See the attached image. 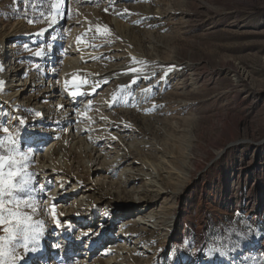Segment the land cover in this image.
<instances>
[{"label": "rangeland", "instance_id": "obj_1", "mask_svg": "<svg viewBox=\"0 0 264 264\" xmlns=\"http://www.w3.org/2000/svg\"><path fill=\"white\" fill-rule=\"evenodd\" d=\"M4 36L7 88L22 84L14 71L33 76L15 101H0V171L30 181L18 199L0 196L3 215L30 216L43 233L36 251L18 249V264H264V0H0ZM85 44L94 61L81 59ZM71 58L96 70L100 89L74 98L64 121ZM17 107L40 112L29 122ZM192 139L207 156L190 165ZM61 142L49 162L72 176L42 175ZM140 142L149 162H159L147 151L157 145L181 173L152 172ZM77 178L87 181L74 196ZM177 193L160 225L155 214ZM89 214L93 227L76 223Z\"/></svg>", "mask_w": 264, "mask_h": 264}, {"label": "bare ground", "instance_id": "obj_2", "mask_svg": "<svg viewBox=\"0 0 264 264\" xmlns=\"http://www.w3.org/2000/svg\"><path fill=\"white\" fill-rule=\"evenodd\" d=\"M94 2H92V3L94 4ZM98 15L99 14L96 13V12L92 13V17L93 18H97ZM89 24H91L92 26L96 25V24H93L92 22H89ZM7 42H8V39H6L5 36H4V38H2L0 40V46H2L3 44H8ZM77 49H78V51H80L81 54H83L81 59L85 58V59H87L89 61H94V59H96V57L94 55H87V53H84L87 50H89V45L88 44L80 45V46H78ZM130 59H132L131 55H129V60ZM82 64H84V62L80 63V62H78L77 59L71 58V59L65 61L64 68L62 69V71L64 72V75H63V77L60 80L61 81V88H60L59 92H60V97L61 98H65V100L61 99L62 102H61V105H59V107H58L57 114L60 113V112H63L64 108H67L65 110L67 111V113L69 115L68 114L66 115V117H65L66 119L64 121L67 120V118L70 116V112H72V110H73V109H71V106H72V100L74 98H76V97L80 98V97H84L86 95L92 96V95H94L97 92L98 89H100L99 88L100 87L99 82L97 81V79H95V77H93V75L95 74L96 70H94V69L93 70H90V69L87 70V68L85 67L86 68L85 69L83 67L84 65L82 66ZM141 68H145L146 69V66L145 65H141ZM131 70L132 71L133 70L137 71L139 69L131 68ZM13 73H15V74H13L14 77L22 76L21 77L22 78L21 81L19 80L20 83H22V84L20 86H10V87L7 88V85H9L12 82V81H6V79H5L6 75L8 74V70H4V69H3V71L0 70V81L2 82V86L6 87V88H4L2 93L0 94V101L1 102H3V100H9L10 98H12L11 100H9L10 102L15 101L16 98H18L17 95H18L19 91L22 90V89L23 90L27 89L30 86V83L27 84V82H28L29 78L31 76H33L32 74L29 75V77H27L25 74L22 75V74H20L21 72H18V71H14ZM125 73H126V70L121 71L118 74L122 75V74H125ZM74 77H78L79 81H86V83L75 84V83H73V78ZM131 80H132V78H131ZM66 85H67V87H66ZM73 91H79L80 94L76 95V96H73V95L70 94ZM66 96H68L67 98L70 97V99H66ZM14 112H15V116H16L17 119H21V120H27L28 119L29 122H32L35 119V117L39 115L40 110H37V112L34 111V110H31V111L29 110V112H27V111H25V109H20V107H17ZM59 119H62V117L60 116ZM44 134H41V135H44ZM50 136H51V134H50ZM41 139H43V138H41ZM144 147H145V145H143V143L140 142L139 146L137 148V151L140 152V153H138V155L141 156L142 162H144V164H146L145 162H149V161H148V155L143 153L142 149ZM189 147H190V150H189L188 154L190 153V157H191V158H189V164L190 165L194 164V160L198 157L199 153H200L199 154L200 156H205V157L207 156L206 151L201 146H199L193 139H192L191 145ZM62 149H64V143H62V142L61 143H55V144H53L51 146V148L48 151L45 152L43 157H44V159H46V162H43V166L39 169L40 173L42 175H47L48 176L53 171V173H54V175L56 177L59 176V175L60 176H63V175L64 176H70V177L72 176V174H70L68 170L62 168L57 163H55L53 161L49 162L51 156L57 155L58 154V150H62ZM147 151H148V154L151 157H153V156L156 157L157 155H159V156H157L159 158V162H158L157 165L152 164V162L148 163L149 167L153 168L152 172H154L156 175L159 173V171H161V172H164V173L168 174V176H170V175H173L175 172H178L180 170V169H178V162L174 163V161H172L173 160V156H171L167 152L164 153L162 151V149L157 147V145H150L148 147ZM124 159H125L124 157H121V161L123 163L126 162V161H124ZM196 162H197V160H196ZM45 164H47V165H45ZM190 165H188V166H190ZM77 179L79 181H81V182H80V185H79L78 189L74 188V190H73L74 196L82 193L81 190H82L83 186L85 185V183L87 181L85 179H79V178H77ZM151 184H152V187L155 188L154 193H156V196H159L160 193L161 194L165 193L164 191H166V189L160 183H158L156 181H153V183H151ZM178 193L180 194L181 192H178ZM178 193L176 195L177 197L174 198L172 200V202H170L169 204H166L165 206L161 207L160 210L158 211V213L155 214L156 215V219H157V221H158V223L160 225H165V222H166L165 220H167L168 218L169 219L171 218L170 217L171 214L168 215V212L171 213L173 211L172 209H174L176 207V202H177L178 195H179ZM156 196L154 198H156ZM55 201H57V203H61V202H64V198L58 197ZM133 206L134 205H132V207ZM92 219H93V215L89 214V215L85 216L84 220H82V221L79 220L76 223L81 224L82 226H85V227H93L94 223L91 224ZM127 225L128 224H124L122 222V228L119 229V233H121V232L125 233V231H126L125 228L127 227ZM45 230L50 231V228L46 227ZM138 233H145V231H139ZM123 238L124 237L121 236L120 239H123ZM44 248L45 247H41L40 248V250H39V253H40L39 255L40 256L43 254ZM80 255H82V253ZM85 255H86V253H85Z\"/></svg>", "mask_w": 264, "mask_h": 264}, {"label": "snow or ice", "instance_id": "obj_3", "mask_svg": "<svg viewBox=\"0 0 264 264\" xmlns=\"http://www.w3.org/2000/svg\"><path fill=\"white\" fill-rule=\"evenodd\" d=\"M31 23V21H29ZM98 31H100L98 29ZM82 42V41H78ZM39 55V53H37ZM73 83H86V81H79L78 77L73 78ZM67 87V85H66ZM0 88H2V82H0ZM73 96L79 95V91H73L70 93ZM5 131H7L5 129ZM4 159L0 157V160ZM9 159H11L9 157ZM16 162L13 161V164ZM3 168V164L0 163V169ZM17 177H20L18 180ZM29 179L21 176L19 169L11 168L7 173L0 171V196L6 195L13 199H18L15 193H21L29 191L28 185ZM43 190V189H41ZM11 202V201H9ZM5 204L0 199V226L5 224L9 225L4 227L3 231L7 235L0 238V264H18V261L23 257L18 255V249L23 248L25 252L36 251L35 245L39 243V238L42 236V229H34L31 225L30 216H21L18 212H9L8 216L3 215ZM52 215L55 219L54 206L52 209Z\"/></svg>", "mask_w": 264, "mask_h": 264}]
</instances>
